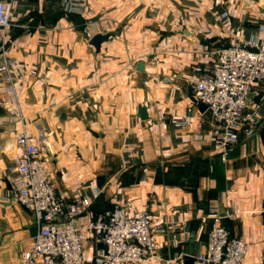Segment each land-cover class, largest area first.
Instances as JSON below:
<instances>
[{
  "label": "crops",
  "instance_id": "0c3cea01",
  "mask_svg": "<svg viewBox=\"0 0 264 264\" xmlns=\"http://www.w3.org/2000/svg\"><path fill=\"white\" fill-rule=\"evenodd\" d=\"M13 23L14 85L0 78V264H23L38 231L32 210L4 200L20 116L45 132L58 193L91 201L79 224L121 203L148 208L155 225L179 226L156 232L157 256L141 264H187L185 255L202 264L213 214L249 243L247 264H264V84L247 109L259 113L256 134L227 152L193 89L194 66L210 63L234 34L264 35V0H17ZM96 34L108 36L100 50ZM185 115L187 125L171 123ZM98 249L87 244L89 264Z\"/></svg>",
  "mask_w": 264,
  "mask_h": 264
},
{
  "label": "built area",
  "instance_id": "2783aa9c",
  "mask_svg": "<svg viewBox=\"0 0 264 264\" xmlns=\"http://www.w3.org/2000/svg\"><path fill=\"white\" fill-rule=\"evenodd\" d=\"M251 5L253 0H245ZM17 0H0V78L14 85L15 75L7 56L8 36L13 23ZM228 19L229 12L222 15ZM264 31L261 26L260 33ZM164 46L159 44L150 62L156 63ZM198 77L193 83L195 99L207 106L212 117L215 145L223 152L249 141L258 129L257 111L247 112L251 93L257 84H264V35L246 39L234 34L228 45L216 50L207 64L194 66ZM21 130L15 142L18 154L10 171L12 194L4 198L15 201L34 213L38 231L29 249L23 253V264H89L85 248L93 243L99 249L93 264H141L157 256L156 232L178 229L179 226L155 225L148 209L130 211L129 205L116 203L85 225L78 223L88 212L91 201L76 198L72 202L58 193L46 158L45 132L33 133L20 116ZM189 122V116L173 118L175 127ZM242 127V128H241ZM243 129L244 136L239 130ZM206 251L197 255L202 264H247L249 243L231 234L223 217L213 214Z\"/></svg>",
  "mask_w": 264,
  "mask_h": 264
},
{
  "label": "water",
  "instance_id": "95a60500",
  "mask_svg": "<svg viewBox=\"0 0 264 264\" xmlns=\"http://www.w3.org/2000/svg\"><path fill=\"white\" fill-rule=\"evenodd\" d=\"M107 38H108L107 35L96 34L92 38L91 43L96 47L97 50H100L101 45H102V42L104 40H106ZM139 68L140 69H143L144 68V63H140ZM200 107L201 108H204V109H207V106L204 103H201V102H200ZM139 116L142 119H147L148 118V113H147L146 107H144L142 105L139 106ZM184 259L186 260V263L187 264H191V261L193 260V258L191 256H189V255H185V258Z\"/></svg>",
  "mask_w": 264,
  "mask_h": 264
}]
</instances>
